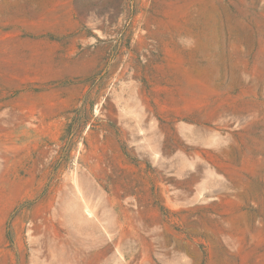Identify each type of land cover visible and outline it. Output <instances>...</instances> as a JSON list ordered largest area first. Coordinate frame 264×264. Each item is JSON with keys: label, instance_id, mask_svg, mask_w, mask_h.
<instances>
[{"label": "rangeland", "instance_id": "1", "mask_svg": "<svg viewBox=\"0 0 264 264\" xmlns=\"http://www.w3.org/2000/svg\"><path fill=\"white\" fill-rule=\"evenodd\" d=\"M0 264H264V0H0Z\"/></svg>", "mask_w": 264, "mask_h": 264}]
</instances>
